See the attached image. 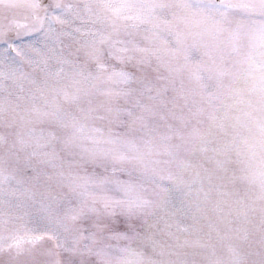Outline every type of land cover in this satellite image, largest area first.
<instances>
[{
    "label": "snow or ice",
    "instance_id": "obj_1",
    "mask_svg": "<svg viewBox=\"0 0 264 264\" xmlns=\"http://www.w3.org/2000/svg\"><path fill=\"white\" fill-rule=\"evenodd\" d=\"M0 264H264V0H0Z\"/></svg>",
    "mask_w": 264,
    "mask_h": 264
}]
</instances>
